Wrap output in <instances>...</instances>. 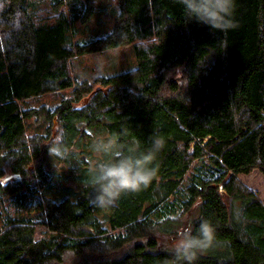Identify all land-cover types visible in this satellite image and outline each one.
Masks as SVG:
<instances>
[{"label": "trees", "instance_id": "obj_1", "mask_svg": "<svg viewBox=\"0 0 264 264\" xmlns=\"http://www.w3.org/2000/svg\"><path fill=\"white\" fill-rule=\"evenodd\" d=\"M101 1L0 0V264H174L172 242L204 220L215 244L191 264H264V205L238 179L264 175V0H235L226 33L177 0H112L110 30L75 39ZM129 46L134 67L92 81L73 72ZM98 125L124 148L161 136L155 180L104 206L90 185L75 199L39 193L50 149L72 155Z\"/></svg>", "mask_w": 264, "mask_h": 264}, {"label": "clouds", "instance_id": "obj_2", "mask_svg": "<svg viewBox=\"0 0 264 264\" xmlns=\"http://www.w3.org/2000/svg\"><path fill=\"white\" fill-rule=\"evenodd\" d=\"M190 21L209 26L214 32L226 33L234 28L235 0H177ZM150 146L142 148L139 141H132L127 148L115 135L94 138L91 151L99 157L90 170L89 184L93 189L94 202L104 206L122 195L146 189L158 175V153L165 140L158 134L149 137ZM50 151L67 156L69 150L56 146ZM12 204L5 211H11ZM2 231V230H0ZM216 230L207 220L200 223L195 234L191 230L180 235L174 247V264H191L199 253L215 244Z\"/></svg>", "mask_w": 264, "mask_h": 264}, {"label": "rangeland", "instance_id": "obj_3", "mask_svg": "<svg viewBox=\"0 0 264 264\" xmlns=\"http://www.w3.org/2000/svg\"><path fill=\"white\" fill-rule=\"evenodd\" d=\"M114 9L112 0H103L100 2V10L93 18L88 30L80 31L75 39H84L91 33L90 38L101 37L105 35L113 25V13L105 14V7ZM102 7L104 9H102ZM136 64L133 48L131 46L116 48L105 52L86 55L73 62V72L79 80L88 79L92 81L96 76H109L118 70H124L134 67ZM50 102L51 99H42L41 102ZM85 100L79 105L84 104ZM44 123L35 125L30 123L27 129L30 132H41ZM109 137L101 126H94L87 129V137L80 139L75 143L73 154L64 156L50 155L45 159V168L50 175V190L39 189V193L44 194L51 199H59L63 195H71L75 199L81 194L83 187L90 185V170L99 159L92 151L90 145L94 138ZM65 158V159H63ZM238 179L246 185L251 191L255 192L264 205V175L258 171H253L247 175H238ZM75 194V195H72ZM99 216V215H98ZM103 217V216H102ZM104 218V217H103ZM45 227H37L34 238L40 239L44 236ZM177 240L173 241L170 248H174Z\"/></svg>", "mask_w": 264, "mask_h": 264}]
</instances>
